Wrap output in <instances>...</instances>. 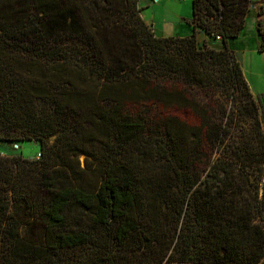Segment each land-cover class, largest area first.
Returning <instances> with one entry per match:
<instances>
[{"label":"trees","instance_id":"obj_1","mask_svg":"<svg viewBox=\"0 0 264 264\" xmlns=\"http://www.w3.org/2000/svg\"><path fill=\"white\" fill-rule=\"evenodd\" d=\"M139 1L0 0V144L41 145L0 152V264H264L252 0H192L186 37Z\"/></svg>","mask_w":264,"mask_h":264},{"label":"rangeland","instance_id":"obj_2","mask_svg":"<svg viewBox=\"0 0 264 264\" xmlns=\"http://www.w3.org/2000/svg\"><path fill=\"white\" fill-rule=\"evenodd\" d=\"M164 1L165 0H159L152 4L151 0H140L139 6L143 10V19L149 25L155 21L156 26L153 24L152 27L158 28V36L168 34L164 33V30L167 29L168 31L171 29L170 27H172V25L174 29L173 32L176 36L186 37L192 35L193 28L190 30L189 34L186 33L185 27L188 26V24L186 22H181V13H178L175 9L174 3L176 0H171L168 3H165ZM189 3L190 14L192 15V0H190ZM262 6L263 0H252L247 28L244 31L243 36H241V34L239 38L233 39L229 42V48L234 52L235 57L240 62L244 76L249 83L254 97L260 98L264 104V53L260 51L261 40L257 33V13ZM180 26H182V28H180ZM199 39L201 40L200 37ZM204 39H208V46L221 49L220 42H215L214 38L205 36ZM0 145H2L0 146V152L2 154L17 152L21 153L23 157L31 159L37 158L41 150V145L37 141L10 144L2 143ZM81 159L83 161V158Z\"/></svg>","mask_w":264,"mask_h":264},{"label":"crops","instance_id":"obj_3","mask_svg":"<svg viewBox=\"0 0 264 264\" xmlns=\"http://www.w3.org/2000/svg\"><path fill=\"white\" fill-rule=\"evenodd\" d=\"M169 1H171V0H165L164 2L165 3H168ZM189 1L190 0H187V1H185V2H183V1H180V0H176L175 1V9L178 11V13H181L180 15V17H181V22H186L187 24H188V26H186L185 28H186V33H188L189 34V32H190V30H192V28H193V25H191L190 24V21L192 20V18H193V9H192V15L190 14V3H189ZM151 3L153 4V3H155V1L154 0H151ZM142 17H143V15H142ZM144 18V17H143ZM248 19H249V17L247 18V21H246V26H245V29H244V31L246 30V28H247V25H248ZM147 23V22H146ZM148 24V23H147ZM153 24H155V21L154 22H152V24L150 25L151 27L153 26ZM181 25V24H180ZM155 26H156V24H155ZM191 26V27H190ZM171 29H169L168 31H167V29L166 30H164L165 32L164 33H168V34H163V35H161V36H158L157 34H158V28H153L152 27V29L154 30V32H155V34L158 36V37H170V36H174V37H183V36H176V34H174V29H173V25H172V27H170ZM180 28H182V26H180ZM171 31V32H170ZM193 31H194V28H193ZM169 33H171V34H169ZM244 33V32H243ZM243 33H242V35L241 36H243ZM193 34V33H192ZM168 35V36H167ZM199 35L201 36V38L203 39V38H205V35H203V34H200L199 33ZM188 36H191V35H188Z\"/></svg>","mask_w":264,"mask_h":264},{"label":"built area","instance_id":"obj_4","mask_svg":"<svg viewBox=\"0 0 264 264\" xmlns=\"http://www.w3.org/2000/svg\"><path fill=\"white\" fill-rule=\"evenodd\" d=\"M180 1L185 2L187 0H180ZM215 39L218 40V41H220L221 40V37L220 36H217ZM40 157H41V154H38L37 159H39Z\"/></svg>","mask_w":264,"mask_h":264},{"label":"water","instance_id":"obj_5","mask_svg":"<svg viewBox=\"0 0 264 264\" xmlns=\"http://www.w3.org/2000/svg\"><path fill=\"white\" fill-rule=\"evenodd\" d=\"M154 1H159V0H154Z\"/></svg>","mask_w":264,"mask_h":264}]
</instances>
